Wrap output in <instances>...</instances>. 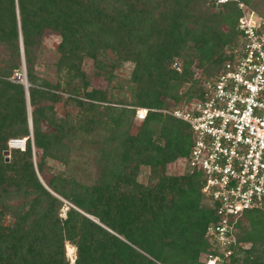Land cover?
<instances>
[{"label":"trees","instance_id":"16d2710c","mask_svg":"<svg viewBox=\"0 0 264 264\" xmlns=\"http://www.w3.org/2000/svg\"><path fill=\"white\" fill-rule=\"evenodd\" d=\"M237 1L264 16L258 1ZM239 15L234 0H0V264H201L215 220L201 176L165 173L188 156L190 129L160 113L141 122L134 114L198 97L195 71L206 82L233 60ZM45 32L59 39L52 65L69 77L61 84L36 75ZM20 43L27 100L12 81L22 71ZM83 59L93 71L81 69ZM123 64L129 72L114 76ZM93 78L105 88H89ZM58 103L76 113L57 117ZM11 139H25L24 150H8ZM244 216L222 264H264V210Z\"/></svg>","mask_w":264,"mask_h":264},{"label":"built area","instance_id":"2783aa9c","mask_svg":"<svg viewBox=\"0 0 264 264\" xmlns=\"http://www.w3.org/2000/svg\"><path fill=\"white\" fill-rule=\"evenodd\" d=\"M228 0H212L213 5ZM240 33L233 60L204 82L201 93L171 109L135 108L136 122L147 112L185 123L191 132L188 156L177 159L178 174H199L200 192L215 220L203 238L209 247L204 264L228 262L244 214L264 210V16L234 0ZM23 72L12 81L20 83ZM25 139H11L7 149L24 150Z\"/></svg>","mask_w":264,"mask_h":264},{"label":"rangeland","instance_id":"374dc122","mask_svg":"<svg viewBox=\"0 0 264 264\" xmlns=\"http://www.w3.org/2000/svg\"><path fill=\"white\" fill-rule=\"evenodd\" d=\"M260 3V5L262 6V9H260L259 12H261L260 14L264 13V0H256ZM248 8V7H247ZM250 11L256 13L255 11H253L251 8H248ZM59 43V39L58 37H56L54 34H51L49 32H45L42 38V45L44 46V50L45 52H43V54L41 55V57L38 59V66L35 67V71H36V75L38 77V79L40 80H47L51 83H55L58 82L59 84H61L62 81H66L67 79H69V77L60 75L56 72L55 67L52 65L55 61V59H57V55L55 54V50L57 47V44ZM104 60V59H103ZM109 61V60H107ZM131 68L130 64H123L121 67L119 68H115V73L114 76H125L129 70ZM81 69L83 71L89 72V71H93V65H92V61L90 59H83L82 64H81ZM24 73V71H23ZM63 74V73H62ZM194 78L195 80H197V86H201L204 82V77L201 74V71H195L194 74ZM115 83V80L111 81V83H109V87H112ZM106 81L105 79L103 80L102 78H93L91 80L90 86L89 88H95L96 90H103L106 86ZM188 85H184L182 88L185 91L187 89ZM114 98L115 99H126L128 97L127 93H122V92H118V91H112ZM125 97V98H124ZM68 110L70 111L72 114L76 113V110L73 107H64L62 105V103H58L57 105H55V112H56V116L57 117H63L64 112ZM134 128V127H133ZM8 150H12V149H8ZM52 166L59 168V166H56L54 164L51 163ZM89 168V166H88ZM87 169V168H86ZM180 169V165L179 163H175V161L173 163H170L169 165H167L166 169H165V173L168 174H172V175H178L179 170ZM91 172V169H88ZM89 172V173H90ZM147 174L148 171L145 168H141L140 172L138 174L137 180L141 183H146L147 181ZM43 177L45 180L48 179V175L47 174H43ZM40 180V179H39ZM42 180V179H41ZM91 219V218H90ZM93 220V219H91ZM247 226L246 221L244 222V225L242 226V229L245 228ZM248 244H245L243 247L244 249L248 248ZM64 252H65V257L67 259V261L69 263H72L74 260V248L72 246H69L68 244L64 245ZM203 256L204 254H201V256L199 257L198 262L199 263H203Z\"/></svg>","mask_w":264,"mask_h":264},{"label":"water","instance_id":"95a60500","mask_svg":"<svg viewBox=\"0 0 264 264\" xmlns=\"http://www.w3.org/2000/svg\"><path fill=\"white\" fill-rule=\"evenodd\" d=\"M20 54H21V61H22V72L24 71V66H23V59H22V47H21V43H20ZM23 80L20 82L22 84V86L24 87V94H25V98L27 100V83H26V79H25V74L23 73ZM27 115H28V124H29V130H30V116H29V108L27 106ZM7 155V153H5V156ZM41 182V181H40ZM43 185V184H42ZM45 189L46 187L43 186ZM48 191V190H47ZM49 192V191H48Z\"/></svg>","mask_w":264,"mask_h":264},{"label":"bare ground","instance_id":"6f19581e","mask_svg":"<svg viewBox=\"0 0 264 264\" xmlns=\"http://www.w3.org/2000/svg\"><path fill=\"white\" fill-rule=\"evenodd\" d=\"M70 246V245H69Z\"/></svg>","mask_w":264,"mask_h":264}]
</instances>
